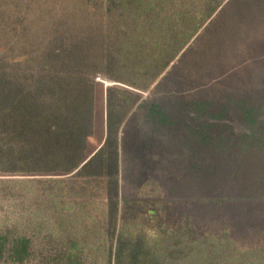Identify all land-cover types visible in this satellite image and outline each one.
Segmentation results:
<instances>
[{
    "label": "rangeland",
    "instance_id": "374dc122",
    "mask_svg": "<svg viewBox=\"0 0 264 264\" xmlns=\"http://www.w3.org/2000/svg\"><path fill=\"white\" fill-rule=\"evenodd\" d=\"M96 1L0 0V130L27 127L42 149L77 167L36 173L11 168L17 154L8 155L0 228L33 238L29 264H68L70 253L80 264H264L263 228L240 232L225 218L213 225L214 215L197 209H264V83L187 103L146 88L137 109L151 152L142 157L119 138L125 116L114 119L106 91L105 12ZM33 179H82L96 226L79 231L54 213L29 212Z\"/></svg>",
    "mask_w": 264,
    "mask_h": 264
},
{
    "label": "trees",
    "instance_id": "16d2710c",
    "mask_svg": "<svg viewBox=\"0 0 264 264\" xmlns=\"http://www.w3.org/2000/svg\"><path fill=\"white\" fill-rule=\"evenodd\" d=\"M78 2L85 6L97 1ZM101 4L105 12L104 48L110 57L106 68L111 83L106 91L114 119L125 116L120 141L142 157L151 152L137 109L146 88L154 87V94H170L169 99L187 103L196 96L241 95L264 83V0H102ZM3 129L0 163L16 153L11 168L57 174L77 170L75 161H69L63 152L42 149L26 133L27 127L26 132L17 131V135ZM33 180L29 183L33 190L29 212L36 216L54 213L72 224L60 222L62 226L79 231L96 226L89 221L92 208L82 179H71L70 183ZM197 209L214 215L210 219L213 225L225 218L223 221L240 232L253 234L264 229V209L258 202L227 203L215 213H207L200 206ZM6 227L0 228V264H29L34 253L33 238L18 228ZM66 255L68 264H80L76 253Z\"/></svg>",
    "mask_w": 264,
    "mask_h": 264
}]
</instances>
